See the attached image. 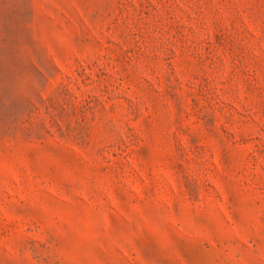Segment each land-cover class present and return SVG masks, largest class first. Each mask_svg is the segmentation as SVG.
<instances>
[{"label": "rangeland", "instance_id": "rangeland-1", "mask_svg": "<svg viewBox=\"0 0 264 264\" xmlns=\"http://www.w3.org/2000/svg\"><path fill=\"white\" fill-rule=\"evenodd\" d=\"M0 264H264V0H0Z\"/></svg>", "mask_w": 264, "mask_h": 264}]
</instances>
